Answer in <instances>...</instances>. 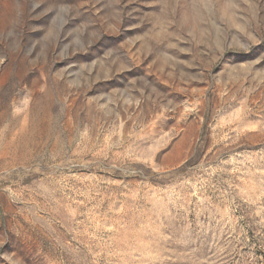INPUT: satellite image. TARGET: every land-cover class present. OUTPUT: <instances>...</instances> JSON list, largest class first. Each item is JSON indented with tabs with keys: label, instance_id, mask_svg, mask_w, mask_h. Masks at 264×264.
<instances>
[{
	"label": "rangeland",
	"instance_id": "374dc122",
	"mask_svg": "<svg viewBox=\"0 0 264 264\" xmlns=\"http://www.w3.org/2000/svg\"><path fill=\"white\" fill-rule=\"evenodd\" d=\"M0 264H264V0H0Z\"/></svg>",
	"mask_w": 264,
	"mask_h": 264
}]
</instances>
